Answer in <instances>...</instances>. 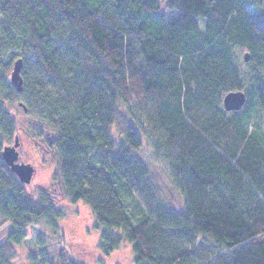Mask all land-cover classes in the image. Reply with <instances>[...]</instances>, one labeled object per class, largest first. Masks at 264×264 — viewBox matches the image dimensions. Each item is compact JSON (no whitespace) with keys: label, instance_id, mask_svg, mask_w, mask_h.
Wrapping results in <instances>:
<instances>
[{"label":"trees","instance_id":"trees-1","mask_svg":"<svg viewBox=\"0 0 264 264\" xmlns=\"http://www.w3.org/2000/svg\"><path fill=\"white\" fill-rule=\"evenodd\" d=\"M238 90L245 105L225 110ZM16 100L57 132L65 194L92 211L104 255L127 242L134 264H264V0H0V264L63 216L2 158Z\"/></svg>","mask_w":264,"mask_h":264},{"label":"rangeland","instance_id":"rangeland-1","mask_svg":"<svg viewBox=\"0 0 264 264\" xmlns=\"http://www.w3.org/2000/svg\"><path fill=\"white\" fill-rule=\"evenodd\" d=\"M170 15H176L173 10ZM202 29L204 19H198ZM244 51L241 56L244 55ZM25 101L11 102L7 109L16 122V134L19 137V161L31 164L35 173L30 184L26 185L28 195L35 201L45 197L63 216L57 220V231L45 221L28 228L27 238L15 245L16 256L12 264H44L42 252L47 254L49 264H59V255L66 251L67 263L76 264H134L135 255L129 243L104 255L100 246L101 229L90 208L82 201L73 203L66 196L60 179V160L55 149L48 142L54 140L57 132L38 116L23 108ZM15 137L7 145L14 143ZM141 156L149 162L152 177L162 192L166 203L179 209V198L165 174L164 168L150 157L148 148ZM2 220L0 218V224ZM12 229L10 223L0 226V241H5Z\"/></svg>","mask_w":264,"mask_h":264},{"label":"water","instance_id":"water-1","mask_svg":"<svg viewBox=\"0 0 264 264\" xmlns=\"http://www.w3.org/2000/svg\"><path fill=\"white\" fill-rule=\"evenodd\" d=\"M212 1V0H210ZM245 62L250 60V54L247 52L244 54ZM21 60L14 64L11 72V82L17 88L18 91H22L23 79L21 77ZM247 101V96L244 91H231L227 93L223 99L224 108L227 111L241 110ZM19 147L20 140L18 136H15L14 143L7 145L3 148L2 158L11 169V171L18 177L20 182L25 185L31 183L35 169L31 164L19 161Z\"/></svg>","mask_w":264,"mask_h":264}]
</instances>
